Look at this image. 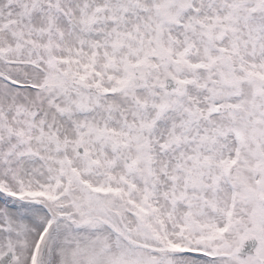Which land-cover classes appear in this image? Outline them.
Segmentation results:
<instances>
[{
  "label": "snow or ice",
  "instance_id": "1",
  "mask_svg": "<svg viewBox=\"0 0 264 264\" xmlns=\"http://www.w3.org/2000/svg\"><path fill=\"white\" fill-rule=\"evenodd\" d=\"M0 264H264V0H0Z\"/></svg>",
  "mask_w": 264,
  "mask_h": 264
},
{
  "label": "water",
  "instance_id": "2",
  "mask_svg": "<svg viewBox=\"0 0 264 264\" xmlns=\"http://www.w3.org/2000/svg\"><path fill=\"white\" fill-rule=\"evenodd\" d=\"M253 244L254 242H246L245 250H249Z\"/></svg>",
  "mask_w": 264,
  "mask_h": 264
}]
</instances>
